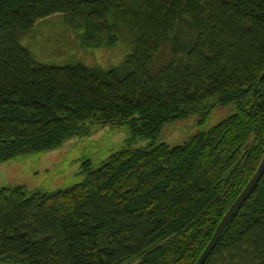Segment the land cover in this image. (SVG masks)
Segmentation results:
<instances>
[{
  "label": "trees",
  "instance_id": "16d2710c",
  "mask_svg": "<svg viewBox=\"0 0 264 264\" xmlns=\"http://www.w3.org/2000/svg\"><path fill=\"white\" fill-rule=\"evenodd\" d=\"M54 15L86 47L127 54L36 61L21 41ZM228 105L157 143L167 123ZM107 125L128 129L126 147L74 186L0 188V264H195L264 156V0H0V162ZM202 264H264V173Z\"/></svg>",
  "mask_w": 264,
  "mask_h": 264
},
{
  "label": "rangeland",
  "instance_id": "374dc122",
  "mask_svg": "<svg viewBox=\"0 0 264 264\" xmlns=\"http://www.w3.org/2000/svg\"><path fill=\"white\" fill-rule=\"evenodd\" d=\"M21 45L36 61L55 66L80 63L108 68L118 65L127 54L121 43L86 47L72 30L61 24L59 15L38 21ZM234 111L233 105L214 108L204 125H198L199 118L195 114L167 123L157 143H166L170 147L180 145ZM91 129L88 135L71 138L54 149L26 153L0 162V188H20L26 192H54L70 188L83 180L87 161L92 169L98 168L111 154L126 147L130 136L124 126L107 125ZM149 144L151 140L146 139L139 140L135 146L146 147Z\"/></svg>",
  "mask_w": 264,
  "mask_h": 264
},
{
  "label": "water",
  "instance_id": "95a60500",
  "mask_svg": "<svg viewBox=\"0 0 264 264\" xmlns=\"http://www.w3.org/2000/svg\"><path fill=\"white\" fill-rule=\"evenodd\" d=\"M263 173H264V156L260 164L258 165L255 173L253 174V176L250 178V180L247 182L245 187L242 189L240 194L237 196L235 201L232 203V205L229 207L225 215L220 220L210 241L206 245L205 249L199 256L195 264H202L204 260L207 258V256L210 254L212 249L215 247L218 239L220 238L222 232L224 231L226 225L233 218L236 212L241 208V206L247 200V198L251 195L254 188L257 186L259 180L261 179Z\"/></svg>",
  "mask_w": 264,
  "mask_h": 264
}]
</instances>
